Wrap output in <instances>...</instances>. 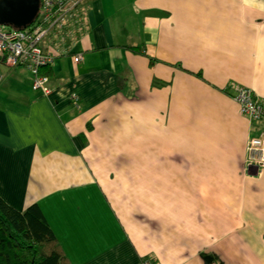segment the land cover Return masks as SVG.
Instances as JSON below:
<instances>
[{"label":"crops","instance_id":"1","mask_svg":"<svg viewBox=\"0 0 264 264\" xmlns=\"http://www.w3.org/2000/svg\"><path fill=\"white\" fill-rule=\"evenodd\" d=\"M79 9L52 29L51 93L0 63V196L38 203L71 264H264V167L246 164L262 123L231 96L264 104V0Z\"/></svg>","mask_w":264,"mask_h":264},{"label":"built area","instance_id":"2","mask_svg":"<svg viewBox=\"0 0 264 264\" xmlns=\"http://www.w3.org/2000/svg\"><path fill=\"white\" fill-rule=\"evenodd\" d=\"M81 0H42L39 5V21L25 28L17 29L9 25L0 24V63L6 67L26 68L32 77V87L40 90L44 95L51 93L49 77L41 73V69L53 63L58 53L65 52L62 39H57V33L51 34L52 29L57 32L68 30V23L80 27L81 16L77 7ZM46 44L43 39L49 36ZM52 35L57 36L53 38ZM61 35V34H60ZM58 42V43H57ZM58 44V46H56ZM73 60H82V53H77ZM231 96L238 104L239 112L251 122H261L262 126L257 136H250L246 142L247 165H254L261 170L264 167V104L255 98L252 89L235 86ZM70 98L76 107L79 97L73 92ZM140 264H157L150 255L141 258Z\"/></svg>","mask_w":264,"mask_h":264},{"label":"trees","instance_id":"3","mask_svg":"<svg viewBox=\"0 0 264 264\" xmlns=\"http://www.w3.org/2000/svg\"><path fill=\"white\" fill-rule=\"evenodd\" d=\"M0 264H71L38 203L17 210L0 196Z\"/></svg>","mask_w":264,"mask_h":264},{"label":"water","instance_id":"4","mask_svg":"<svg viewBox=\"0 0 264 264\" xmlns=\"http://www.w3.org/2000/svg\"><path fill=\"white\" fill-rule=\"evenodd\" d=\"M39 5L40 0H0V24L25 28L38 15Z\"/></svg>","mask_w":264,"mask_h":264},{"label":"rangeland","instance_id":"5","mask_svg":"<svg viewBox=\"0 0 264 264\" xmlns=\"http://www.w3.org/2000/svg\"><path fill=\"white\" fill-rule=\"evenodd\" d=\"M43 41H44V40H43ZM43 41H42V42H43Z\"/></svg>","mask_w":264,"mask_h":264}]
</instances>
